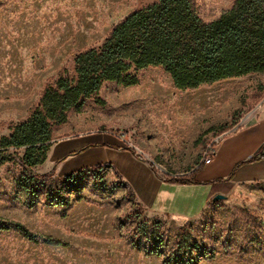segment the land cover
<instances>
[{"label": "rangeland", "instance_id": "374dc122", "mask_svg": "<svg viewBox=\"0 0 264 264\" xmlns=\"http://www.w3.org/2000/svg\"><path fill=\"white\" fill-rule=\"evenodd\" d=\"M156 1L0 0V141L28 118L62 72L74 75L78 54L101 45L129 13ZM234 1L195 3L203 20L210 22ZM137 76L134 86L105 83L96 97L69 113L65 124L54 127L48 153L63 139L90 138L100 144L94 147L96 159L106 164L101 181L86 167L74 186L58 182L67 174L48 159L33 168L38 174L55 169L51 187L62 191V204L49 203L50 188L44 185L28 197L16 182L22 172L19 163L8 158L23 156L24 150L0 148V264H264V181L235 184L191 219L152 218L112 169L127 161L101 150L102 144L114 150L115 141L153 164L157 171L149 168L151 176L142 172L149 189L156 185V174L189 176L207 149L215 147L213 163L203 164L193 175L199 186L178 189L179 195L193 199L194 213L212 183L215 190H223L230 176L237 181L263 170L259 160L245 161L264 155V123H256L264 116V73L185 91L161 67L140 70ZM12 223L68 245L33 242ZM182 229L190 235L186 248L179 246Z\"/></svg>", "mask_w": 264, "mask_h": 264}, {"label": "trees", "instance_id": "16d2710c", "mask_svg": "<svg viewBox=\"0 0 264 264\" xmlns=\"http://www.w3.org/2000/svg\"><path fill=\"white\" fill-rule=\"evenodd\" d=\"M149 67L163 68L174 86L182 91L251 73H264V0H235L229 10L210 22L203 20L195 0H157L129 13L111 29L101 45L78 54L73 61L74 75L62 72L53 85L45 88L28 118L0 141V148L24 150L23 156L8 158L19 163L22 172L16 182L28 197L36 196L39 187L44 185L50 188L46 193L49 203L62 204V191L51 187L55 169L47 174L33 172V168L47 159L54 127L65 124L69 113L96 97L105 83L137 85V72ZM97 102L104 104L101 99ZM125 149L143 160L134 149ZM262 158L264 155H254L245 162ZM203 164L189 176H165L164 180L197 184L193 175ZM105 166V163L91 166L96 181L103 179ZM151 167L157 171L153 164ZM85 172L86 169L81 168L58 182L74 186ZM232 179L233 175L227 181ZM11 225L33 242L68 245L60 239L39 236L21 223ZM189 236L185 230L180 231V248L188 247Z\"/></svg>", "mask_w": 264, "mask_h": 264}, {"label": "crops", "instance_id": "0c3cea01", "mask_svg": "<svg viewBox=\"0 0 264 264\" xmlns=\"http://www.w3.org/2000/svg\"><path fill=\"white\" fill-rule=\"evenodd\" d=\"M251 120L252 119H248L239 128H242L245 123L251 122ZM256 123L263 125L264 116L257 118ZM112 143H114V150H111L109 147L103 148L105 144H102L103 146H101V150L104 152L109 151L115 154V157L118 159L123 158L125 161H127V164L124 166H118V169L117 167L113 168L110 164L108 165L118 172L122 179L132 188L135 202L143 208L147 217L154 218L172 216L176 218L191 219L202 213L210 199L215 197V195L218 193H224L229 187L231 190L237 183L264 181V165H262L263 170L260 172H255L251 175L242 177L237 181H225L223 183V190H215L214 187H216V184L213 183L211 192H208L204 204L200 209L193 213V199H191V197H184L178 194L179 186H182L183 184H177L175 182L164 180V178H161L158 174H156V185L154 188L146 189L144 184L148 183V179L146 180L142 176V172L145 171L148 173V176H151L152 173H149V168H152L151 165L148 162L145 163L141 161V159L134 156L130 150L125 149V147H122L119 143L115 141ZM116 145L121 148H114ZM98 146L100 147V144L92 141L90 138L73 140L63 139L57 143L48 153L47 161L51 164H55V167L58 166V171H60L61 174H69L81 168L91 167L101 163L102 161L97 160V157L94 155L95 153H93V151L96 150L94 147ZM76 151L81 152L75 154ZM213 161L214 159H212L210 164H212ZM259 162V164L264 163V158L259 160ZM202 184L210 185L209 182ZM189 186H199V184H189Z\"/></svg>", "mask_w": 264, "mask_h": 264}, {"label": "built area", "instance_id": "2783aa9c", "mask_svg": "<svg viewBox=\"0 0 264 264\" xmlns=\"http://www.w3.org/2000/svg\"><path fill=\"white\" fill-rule=\"evenodd\" d=\"M215 154V147L213 148H209L207 149L203 159H202V162L204 164H210L212 162V159H213V155Z\"/></svg>", "mask_w": 264, "mask_h": 264}, {"label": "water", "instance_id": "95a60500", "mask_svg": "<svg viewBox=\"0 0 264 264\" xmlns=\"http://www.w3.org/2000/svg\"><path fill=\"white\" fill-rule=\"evenodd\" d=\"M222 198H224L223 195H217V196L215 197V199H222Z\"/></svg>", "mask_w": 264, "mask_h": 264}]
</instances>
